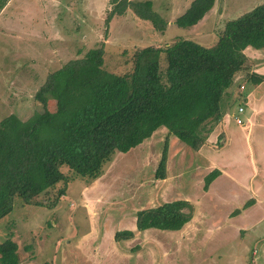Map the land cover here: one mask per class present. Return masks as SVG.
<instances>
[{
    "label": "rangeland",
    "instance_id": "1",
    "mask_svg": "<svg viewBox=\"0 0 264 264\" xmlns=\"http://www.w3.org/2000/svg\"><path fill=\"white\" fill-rule=\"evenodd\" d=\"M5 1L0 0V6L5 3L0 7V119L9 113L28 117L39 107L33 93L45 75L90 47L102 45V66L122 73L131 68L135 48L163 46L179 37L209 46L227 19L263 0H214L190 26H177L173 20L191 0H150L166 21L163 30L129 6L106 22L113 0ZM242 51L247 69L264 76V47L246 46ZM243 78L240 72L234 75L224 98V112L233 114L228 130L223 129L233 140L223 147H215L221 138L217 129L206 137L209 143L192 148L161 125L139 144L116 151L96 178L72 174L62 165L71 176L64 193L55 196L62 184L57 182L35 196L38 203L13 196L11 209L0 217V242H16L17 264H264L262 164L257 174V151L264 153V96L253 99L260 83ZM261 81L264 86V77ZM251 101L257 111L249 131L245 111H251ZM239 104L244 110L237 114ZM164 139L165 176L155 178ZM212 168L218 174L203 189L204 175ZM251 196H256L253 203L244 206ZM178 197L192 206L182 227L135 229L137 209ZM125 228L133 230L132 236L114 239V232Z\"/></svg>",
    "mask_w": 264,
    "mask_h": 264
},
{
    "label": "trees",
    "instance_id": "2",
    "mask_svg": "<svg viewBox=\"0 0 264 264\" xmlns=\"http://www.w3.org/2000/svg\"><path fill=\"white\" fill-rule=\"evenodd\" d=\"M114 1L106 22L129 6L154 28L164 29L166 21L150 0ZM213 3L191 0L173 22L193 25ZM246 46L264 47V0L227 19L209 46L179 37L163 46L137 47L131 53V68L115 73L102 66L103 48L95 45L49 71L33 93L37 109L25 119L13 113L0 119V217L11 209L15 195L23 202L38 203L35 196L57 182L62 184L55 196L63 194L71 176L61 170L62 165L72 174L98 177L116 151L139 144L158 126L192 148L199 147L224 112L234 75L240 72L252 83L264 77L247 69L242 51ZM166 147L164 139L155 178L165 176ZM217 174L212 168L204 175L203 189ZM134 214L136 230L179 229L190 219L192 206L178 197ZM132 234L125 228L113 237ZM16 248L10 238L1 241L0 264H17Z\"/></svg>",
    "mask_w": 264,
    "mask_h": 264
},
{
    "label": "crops",
    "instance_id": "3",
    "mask_svg": "<svg viewBox=\"0 0 264 264\" xmlns=\"http://www.w3.org/2000/svg\"><path fill=\"white\" fill-rule=\"evenodd\" d=\"M7 1V0H6ZM5 1V2H6ZM5 4V3H4ZM4 4L2 5V7H1V9L4 7ZM262 81H260V82H257V83H260V85L258 86V88H257V93H255L254 91H253V99H255V98H257V100L259 99V98H261V97H263L264 96V86H261V83ZM263 91V92H262ZM252 94V93H251ZM251 94L249 93L247 96H245V100H247V101H250V100H248L249 98V96H251ZM258 103H260L259 101H257V105H258ZM241 104H243V103H241ZM240 104V105H241ZM244 105V104H243ZM248 105H249V107L248 108H250L251 109V111L248 113V112H246L247 111V109H246V111H245V118H246V127H248V130L251 128V126L253 125V124H255V122H256V119H255V112L257 111V110H255V103L253 102V101H251L250 103H248ZM260 105H262L261 103L258 105V106H260ZM258 106H257V109H258ZM243 110H244V107H243ZM233 113L231 112L230 114L229 113H227L226 111L225 112H223V114H222V116H221V118L213 125V128H212V130L213 129H217V131H219L218 133H221V138H220V142H219V144H215L216 146V148H219V147H223L226 143H228V140L231 138L232 140H233V136H231V135H227V130H228V123L230 122V117H231V115H232ZM223 125V126H222ZM223 128H226V131L223 129ZM211 130V131H212ZM251 130V129H250ZM249 130V131H250ZM210 131V132H211ZM217 131H216V133H217ZM209 132V133H210ZM208 133V134H209ZM254 134L255 133H252V135L254 136ZM215 135V134H214ZM209 136V135H208ZM207 136V137H208ZM249 136H250V132H248V131H246V132H244L243 133V137H244V141L246 142V146H245V149L247 150V149H250V143H249ZM255 139H257V137H254ZM207 139V138H206ZM204 143H209V139H207V140H205V142ZM204 143L203 144H201L199 147H203V145H204ZM198 147V148H199ZM263 157H264V153H263V151H257V174H258V172H260L259 171V169L261 168L262 169V167H261V164H262V166H263V169H264V161H263ZM207 189V188H206ZM254 190H255V192H256V194H257V202H259L258 200H260V198H259V196H260V183L259 182H257V186H254ZM256 198V196H251L249 199H247V202H251V203H253V201L255 200V198ZM250 203V204H251ZM248 206H250V205H248ZM246 208V207H245Z\"/></svg>",
    "mask_w": 264,
    "mask_h": 264
},
{
    "label": "built area",
    "instance_id": "4",
    "mask_svg": "<svg viewBox=\"0 0 264 264\" xmlns=\"http://www.w3.org/2000/svg\"><path fill=\"white\" fill-rule=\"evenodd\" d=\"M242 111H243V106L240 105V104L237 105V107H236V113L238 114V113H240V112H242ZM235 120L238 121V122L241 121L240 117H238L237 115L235 116Z\"/></svg>",
    "mask_w": 264,
    "mask_h": 264
}]
</instances>
